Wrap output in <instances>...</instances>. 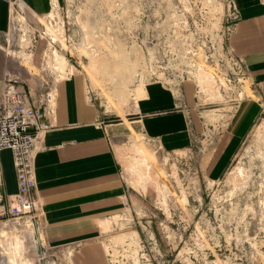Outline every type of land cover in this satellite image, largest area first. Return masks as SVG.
<instances>
[{"label":"rangeland","instance_id":"1","mask_svg":"<svg viewBox=\"0 0 264 264\" xmlns=\"http://www.w3.org/2000/svg\"><path fill=\"white\" fill-rule=\"evenodd\" d=\"M261 32L264 0H0V58L50 82L82 78L128 189L122 214L71 240L49 239L37 214L14 220L0 208V264H264V79L252 70ZM8 78L24 84L7 73L0 86ZM157 87L172 100L151 97ZM247 100L254 117L217 169ZM182 112L189 146L168 150L146 134L144 119Z\"/></svg>","mask_w":264,"mask_h":264},{"label":"crops","instance_id":"2","mask_svg":"<svg viewBox=\"0 0 264 264\" xmlns=\"http://www.w3.org/2000/svg\"><path fill=\"white\" fill-rule=\"evenodd\" d=\"M261 33L254 45L256 51L264 55V32ZM0 60L1 82L7 73L21 75L31 100L36 105L46 106L43 120L52 124L38 143L35 156L38 230L57 241L96 234L102 230L106 218L123 213V199L128 192L108 124L102 121L96 104L86 95L80 76L50 82L44 80V75L37 76L26 68L21 69L11 58L1 56ZM252 70L257 79H264V56L252 60ZM148 91L151 97L163 95L160 101L172 100L168 92L159 87ZM47 94L52 97L48 104L45 101ZM143 109L142 113L148 110L147 103L143 104ZM254 110L257 105L247 100L232 121L229 140L220 147L223 152L215 158L217 169L233 155L244 126L254 117ZM189 121L188 115L182 112L153 116L144 119L143 123L146 134L159 138L166 149L176 150L189 146L192 140ZM2 170L0 208L7 207L18 191L10 149L2 152ZM89 262L88 258L81 260L84 264Z\"/></svg>","mask_w":264,"mask_h":264},{"label":"built area","instance_id":"3","mask_svg":"<svg viewBox=\"0 0 264 264\" xmlns=\"http://www.w3.org/2000/svg\"><path fill=\"white\" fill-rule=\"evenodd\" d=\"M51 102L50 94L45 97ZM46 106L36 105L30 98V91L18 78H8L0 86V174L2 152L10 149L18 180V191L10 204L2 209L19 220L25 216L34 217L39 208L35 191L37 187L35 149L38 135L52 127L44 121Z\"/></svg>","mask_w":264,"mask_h":264},{"label":"bare ground","instance_id":"4","mask_svg":"<svg viewBox=\"0 0 264 264\" xmlns=\"http://www.w3.org/2000/svg\"><path fill=\"white\" fill-rule=\"evenodd\" d=\"M54 36V35H53ZM51 47V46H50ZM54 54L56 55L55 58L57 60V63H59V65H66L67 61L66 59H63L64 57H61L58 53V51H55ZM95 56V55H94ZM92 65L93 68H99V65L102 66V68H105L104 63L102 64L101 60H97V58L92 59ZM103 70V69H102ZM107 224L106 222L104 223V225ZM106 226V225H105ZM107 227V226H106ZM7 234V231L4 230H0V237L2 238V235ZM0 238V244H2V239Z\"/></svg>","mask_w":264,"mask_h":264}]
</instances>
